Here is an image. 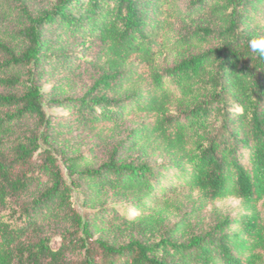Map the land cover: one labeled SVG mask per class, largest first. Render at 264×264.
Segmentation results:
<instances>
[{
    "label": "trees",
    "instance_id": "1",
    "mask_svg": "<svg viewBox=\"0 0 264 264\" xmlns=\"http://www.w3.org/2000/svg\"><path fill=\"white\" fill-rule=\"evenodd\" d=\"M254 35L264 0H51L35 11L0 0V264H264ZM123 131L98 164L69 150ZM194 194L240 205L187 240L172 233L187 220L154 242L130 232L155 231L161 209ZM111 197L136 214L106 206ZM56 226L54 244L44 232Z\"/></svg>",
    "mask_w": 264,
    "mask_h": 264
},
{
    "label": "rangeland",
    "instance_id": "2",
    "mask_svg": "<svg viewBox=\"0 0 264 264\" xmlns=\"http://www.w3.org/2000/svg\"><path fill=\"white\" fill-rule=\"evenodd\" d=\"M32 10H37L41 6H45L51 0H25ZM177 56L176 52H170L160 58V61L164 64H172ZM49 86V85H48ZM49 88V87H48ZM49 112H55L60 115L66 114L68 111L63 107L53 106L47 108ZM126 136L125 131H123L115 140H109L106 144L102 145L101 141L98 139H88L84 137H77L76 141L72 140L73 146L69 148L75 154H86L89 161L92 164H98L101 162V159L104 157L107 148L111 142L120 140ZM95 146V150L91 151V148ZM96 146H99L96 147ZM86 157V158H87ZM153 159L158 162L164 160L160 154H154ZM78 206L83 209V204H80V201L77 200ZM106 206H117L120 210H127V216L131 218L136 214V211L127 205L126 201L121 199L109 198L106 201ZM240 205V200L235 198H228L215 203H204L202 202L197 194H194V200H183L182 203L175 204L174 207L169 209H161L162 219L159 227L155 231L149 230H139V228H132L130 231L138 238H141L146 241L154 242L160 234L167 232L175 223L179 220H187L188 227L184 231H172L175 235V238L178 240H187L190 237L198 234H204L205 232L211 230L212 226L218 221L223 220L227 216L233 217L235 215L236 209ZM259 209L261 216L264 220V199L259 203ZM60 232L61 229L56 226L52 228H47L44 232L45 235H49L52 238V243L56 244L60 241ZM99 233H97V236ZM112 239L123 242L127 237L126 233H119L117 236L113 233H107Z\"/></svg>",
    "mask_w": 264,
    "mask_h": 264
},
{
    "label": "clouds",
    "instance_id": "3",
    "mask_svg": "<svg viewBox=\"0 0 264 264\" xmlns=\"http://www.w3.org/2000/svg\"><path fill=\"white\" fill-rule=\"evenodd\" d=\"M250 53L256 54L257 58L264 59V35H254L247 41Z\"/></svg>",
    "mask_w": 264,
    "mask_h": 264
}]
</instances>
